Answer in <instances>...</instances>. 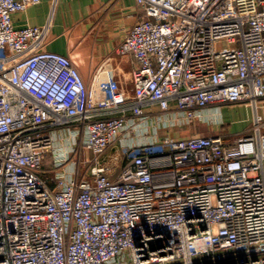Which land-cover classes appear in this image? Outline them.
I'll list each match as a JSON object with an SVG mask.
<instances>
[{"label": "built area", "instance_id": "1", "mask_svg": "<svg viewBox=\"0 0 264 264\" xmlns=\"http://www.w3.org/2000/svg\"><path fill=\"white\" fill-rule=\"evenodd\" d=\"M41 2L0 0V264H264V0H135L133 93L101 96L14 25Z\"/></svg>", "mask_w": 264, "mask_h": 264}, {"label": "crops", "instance_id": "2", "mask_svg": "<svg viewBox=\"0 0 264 264\" xmlns=\"http://www.w3.org/2000/svg\"><path fill=\"white\" fill-rule=\"evenodd\" d=\"M41 1L40 5L15 15L14 25L23 28L49 24L46 49L69 56L87 86L94 84L97 96H101L109 84L113 85L108 90L112 88L131 95L134 89L132 74L138 64L130 56H120L118 49L128 31L145 20L135 0H59L57 4L53 0ZM100 68L102 72L99 73ZM241 109L222 110V120L225 124L230 122V131L234 135L246 130L252 120L250 110L248 117H238L235 112H241ZM231 112L235 117L231 116ZM228 118L233 120L227 121ZM210 129L207 131H219ZM201 130L198 127L194 133L209 136Z\"/></svg>", "mask_w": 264, "mask_h": 264}, {"label": "rangeland", "instance_id": "3", "mask_svg": "<svg viewBox=\"0 0 264 264\" xmlns=\"http://www.w3.org/2000/svg\"><path fill=\"white\" fill-rule=\"evenodd\" d=\"M226 46V45H225ZM235 108L237 107H241L242 111H236L235 113H237V116L244 119V117H248L249 116V113H248V108H246L245 106H233ZM232 106L231 107H226V109H231L233 108ZM232 117H235V114H233L232 112L230 113ZM229 120L227 121H232L233 119L232 118H228ZM232 119V120H231ZM230 122L227 123L225 125V127L222 128L221 132L222 134H230V135H234L232 131H230ZM248 128L250 127V124L247 126ZM211 127H207L205 125L203 126H199V129L201 130L202 133H206V135H210V134H215V130L213 129H210ZM210 129V130H213L211 132H208L207 130ZM231 132V133H229ZM219 133V131H218ZM178 135L179 136H189V132L187 131H181V132H178ZM172 137L175 138V135L172 134ZM110 156V158L108 157ZM88 159H92V156L89 155L88 153L86 154L85 152L81 153V157L79 158V160H76L75 163L78 167V177L79 178H82L84 176H86L87 172H88V169L90 167V164H87L86 160ZM122 157H121V153L120 151L118 150V144L117 146H115L114 149L110 150L107 152V154L101 158L99 160V163L100 164H108L109 167L112 168L113 171H119L120 168H121V164H122ZM45 165H46V168L48 170L51 169V165H52V157L51 156H48L47 159H46V162H45ZM48 177H52V174H48Z\"/></svg>", "mask_w": 264, "mask_h": 264}]
</instances>
